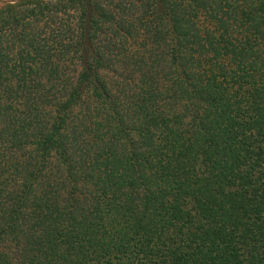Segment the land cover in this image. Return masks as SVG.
<instances>
[{"label":"trees","instance_id":"trees-1","mask_svg":"<svg viewBox=\"0 0 264 264\" xmlns=\"http://www.w3.org/2000/svg\"><path fill=\"white\" fill-rule=\"evenodd\" d=\"M0 264H264V0H0Z\"/></svg>","mask_w":264,"mask_h":264},{"label":"rangeland","instance_id":"rangeland-1","mask_svg":"<svg viewBox=\"0 0 264 264\" xmlns=\"http://www.w3.org/2000/svg\"><path fill=\"white\" fill-rule=\"evenodd\" d=\"M4 1H9V0H4Z\"/></svg>","mask_w":264,"mask_h":264}]
</instances>
